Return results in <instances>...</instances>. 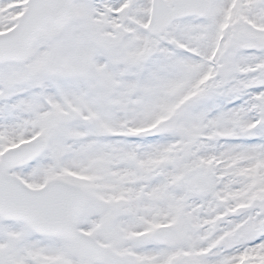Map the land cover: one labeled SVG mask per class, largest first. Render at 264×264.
Returning <instances> with one entry per match:
<instances>
[{"label":"snow or ice","instance_id":"obj_1","mask_svg":"<svg viewBox=\"0 0 264 264\" xmlns=\"http://www.w3.org/2000/svg\"><path fill=\"white\" fill-rule=\"evenodd\" d=\"M0 264H264V0H0Z\"/></svg>","mask_w":264,"mask_h":264}]
</instances>
